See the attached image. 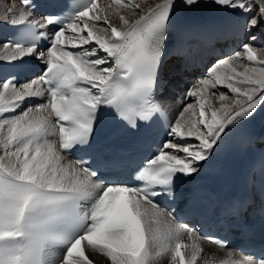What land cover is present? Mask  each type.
I'll return each mask as SVG.
<instances>
[{"label": "snow or ice", "instance_id": "obj_1", "mask_svg": "<svg viewBox=\"0 0 264 264\" xmlns=\"http://www.w3.org/2000/svg\"><path fill=\"white\" fill-rule=\"evenodd\" d=\"M175 2L161 0L136 13L141 4L134 0H110L107 9L98 0H74L69 12L61 8L35 16L39 5L21 0L19 19L8 10L4 21L25 27L14 41L3 42V48L13 49L4 59L24 62L35 56L45 67L23 85L15 76L0 79V264H93L86 247L110 264H156L164 254H170L171 264H196L202 251L196 241L202 237L156 197L198 172L228 125L264 109V57L257 55L264 46L255 43L252 32L264 23V0H214L246 15L256 12L241 29L247 40L187 93L197 98L196 105L186 106L169 126L168 135L176 139L165 140L136 170L137 184L106 183L82 158L64 163L48 139L58 127L65 156L74 149L87 151L105 106L133 128L151 120L159 110L152 97ZM183 2L190 7L198 0ZM121 8L138 18L129 21L119 14ZM108 10L118 15L119 27ZM101 20L106 27L98 24ZM47 26H56L50 35L39 31ZM44 38L48 46L41 48L38 41ZM218 85L233 95L212 93L221 105L214 108L207 94ZM29 98L42 102L23 108ZM196 106L199 115L193 111L186 119ZM188 138L199 143L179 142ZM185 235L191 243L183 242ZM53 246L63 248L58 258L51 254ZM235 264H264V255Z\"/></svg>", "mask_w": 264, "mask_h": 264}, {"label": "bare ground", "instance_id": "obj_2", "mask_svg": "<svg viewBox=\"0 0 264 264\" xmlns=\"http://www.w3.org/2000/svg\"><path fill=\"white\" fill-rule=\"evenodd\" d=\"M125 2H126V0H125ZM160 2H161V0H134V3H140L141 4V8L136 9L135 12L138 13L140 11H146L148 7L154 6L155 4L160 3ZM181 2H183V0H176L173 10ZM98 3L107 9V4L110 3V0H98ZM22 9H23V7H21L19 4H17L13 0H0V21H4V17L10 15L8 10H12L11 14L14 16V18L19 19V13L21 12ZM230 11L233 12L234 10L230 9ZM235 11H239V10H235ZM108 12L111 13L109 15L110 21L113 24H115L117 27H119L120 24H119L118 15H116L115 13H112L111 10H108ZM119 14L125 16L129 21H134L135 19L138 18V15H136L132 11H130L128 9H124V8H121L119 10ZM251 15H256V12L255 11L251 12L250 16ZM98 24L106 27V25H103L102 20L99 21ZM252 32L257 37V40L255 43L257 45L264 46V38H263V36H264V23H262L256 29H253ZM69 35H71V33H69ZM84 35H86V33ZM247 35L248 34L246 32V40H247ZM91 46H93V45H85L84 47H91ZM12 51H13V49L11 47L8 49H5L2 47V45H0V61H7L6 59H4V57L10 56L12 54ZM100 55H106V54L101 52ZM257 55H258V58L264 57V51H258ZM227 57H229V56H227ZM227 57H220V58L214 59L206 67L205 73L203 74L202 78H201V76H197L196 81H188L187 82L188 88H187V90H184L185 96L189 100L187 105L184 104V100L169 101L165 97L161 98L164 107L168 110V112L172 116L173 123L180 117L181 112H183V110L186 106L196 105L197 98L192 97V96H188L187 93L190 90L195 89L199 85V82L202 79L208 78V74H207L208 70L211 69L217 63V61H219L221 59H225ZM242 62L245 64L249 63L246 59H244ZM176 70H177L176 64H174L172 61L167 62L165 64L164 70H163V74L165 77L164 80L170 84H177L178 78L176 76ZM238 70L242 71L243 69H238ZM33 79H35V78H33ZM33 79H30V80H33ZM30 80H28V81H30ZM21 85H23V84H21ZM217 89H220L221 92L227 94L229 97H231L233 95L231 92L228 91V89L222 88L219 85L217 86L216 89H210L209 90L210 93H208L207 95L209 96L214 108H219L221 106L220 102L218 101V95L213 96L211 93L212 90L215 91ZM92 91L95 92V89H93ZM29 99H31V98H29ZM35 99H39V98H35ZM27 107H28L27 105L23 104V108H27ZM22 110H23L22 108L18 109V111H22ZM193 111L195 112L196 116L199 115V107L196 106L194 108H191L188 113H185V118L187 119ZM242 121L243 120H240L238 123L228 125L226 127L225 133L222 134L217 145L211 151L209 158L215 156L219 152L220 146L224 143L225 140L228 139V137L231 135V132H234L236 127H238ZM175 139H176L175 137L170 136L169 140H175ZM179 142L180 143L187 142V143H191L193 145L199 143L198 141H195L193 138H188L186 141H179ZM57 151L59 152V154L61 156H64L58 149H57ZM168 151H171V150H168ZM0 152H2V148H0ZM179 155L183 156L184 154L179 153ZM207 160L200 162L199 170ZM63 162L68 163L69 161L65 158ZM183 242L191 243L190 241H188L186 235L183 237ZM196 242L198 243V245L202 249V251L200 252V254L198 256L196 264H235L236 261H239V260L245 258L242 255L237 254L235 251H233L231 249H222V248L215 247V246L209 244L207 241H205L202 238ZM183 251H185V254L188 255V254H190L191 249H187V250H183ZM87 254H88L89 258L92 260L93 264H110V262L107 260L106 257H103L102 255H100L96 252H93L91 249L87 248ZM156 264H171L170 254H164L161 257H159L156 261Z\"/></svg>", "mask_w": 264, "mask_h": 264}, {"label": "rangeland", "instance_id": "obj_3", "mask_svg": "<svg viewBox=\"0 0 264 264\" xmlns=\"http://www.w3.org/2000/svg\"><path fill=\"white\" fill-rule=\"evenodd\" d=\"M263 38H264V36H263ZM211 68V67H210ZM209 71H210V69L208 70V73L207 74H209ZM219 92H221V90L220 89H217V90H215V91H211V93H219ZM210 93V92H209ZM187 105V104H186Z\"/></svg>", "mask_w": 264, "mask_h": 264}]
</instances>
